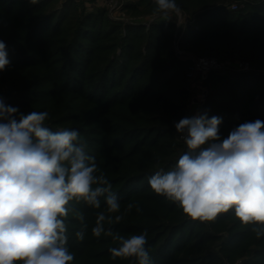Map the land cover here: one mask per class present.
Here are the masks:
<instances>
[{
    "label": "trees",
    "instance_id": "obj_1",
    "mask_svg": "<svg viewBox=\"0 0 264 264\" xmlns=\"http://www.w3.org/2000/svg\"><path fill=\"white\" fill-rule=\"evenodd\" d=\"M176 3L201 11L197 21L178 34L182 51L216 41L228 54L238 49L242 57L264 63V0H249L237 11L226 8L222 0ZM175 30V23L166 21L149 26L116 22L105 9L89 12L74 0H0V40L9 46L11 62L0 71V80L27 88L7 105L40 112L55 103L50 114L56 117L48 118L46 126L80 133L87 154L96 159L97 174L106 176L120 201L118 213H107L104 197L98 209L82 200L69 203L63 219L67 246L74 255L70 264H138L135 257H112L109 249L118 248L119 242L111 236L91 237L99 212L113 219L121 215V221L105 222V228L125 238L146 229L150 237L145 247L153 264H223L225 255L233 259L243 252V264H264V236L249 241L255 225L237 219L229 227V237L214 245L218 238L204 223L186 217L177 203L156 194L148 183L157 171L171 170L188 151L174 139L173 119L184 109L187 65L173 48ZM208 83L211 93L202 113L222 118V138L246 121H264L263 76L211 73ZM135 202L145 225L136 219L140 211H127ZM232 218L234 211L229 210L213 221L218 227ZM81 230L83 240L76 237ZM189 251L194 255L185 254Z\"/></svg>",
    "mask_w": 264,
    "mask_h": 264
},
{
    "label": "clouds",
    "instance_id": "obj_2",
    "mask_svg": "<svg viewBox=\"0 0 264 264\" xmlns=\"http://www.w3.org/2000/svg\"><path fill=\"white\" fill-rule=\"evenodd\" d=\"M155 3L163 21L182 13L176 0ZM10 63L0 40V71ZM48 118L47 111L25 114L0 98V264H70L74 255L63 218L73 200L98 209L104 197L107 213L120 211L117 195L106 176L97 174L96 159L87 154L80 133L53 131L45 124ZM221 123L222 118H209L207 112L175 122L188 151L171 170L157 171L148 183L192 220L212 221L233 210L242 224L256 226L259 238L264 236V121H246L227 138L219 135ZM78 219L83 223V215ZM122 219L99 212L92 234L104 233L119 242L118 248L109 249L113 258L135 257L138 264H153L145 247L146 229L125 238L105 228V222ZM76 237L83 240L84 231H77Z\"/></svg>",
    "mask_w": 264,
    "mask_h": 264
},
{
    "label": "rangeland",
    "instance_id": "obj_3",
    "mask_svg": "<svg viewBox=\"0 0 264 264\" xmlns=\"http://www.w3.org/2000/svg\"><path fill=\"white\" fill-rule=\"evenodd\" d=\"M140 0H84L81 3H77L79 9H82L83 7L86 8L87 11H93L95 9H105L108 13V16L111 20L116 21V22H121V23H125V24H144L146 26H148V23H152L155 21H163L161 20V13L156 12V3L155 0H147L148 3H151V7L147 6L150 5L147 2L145 3H139ZM252 1V0H251ZM222 2H224L226 4V8H228V5L230 7L231 4L233 3H239L240 4V10L245 9L248 6L249 0H222ZM139 3V4H137ZM131 4H137L136 9H129L128 5ZM147 4V5H146ZM149 7V8H148ZM181 7V6H180ZM116 9H121L120 10V16H122V19H125V21H119L117 20V18L119 17V15H117L114 12L116 11ZM182 9V13L180 16H176L175 14H173L171 16V19L167 20L166 22H173L176 25V30L174 32V37H173V48L175 50V53L178 56L179 52H186V53H190L193 54L194 56H196V58L198 59L199 57H206V56H218L220 57L224 62H229V63H233L234 60H239V61H248L251 63V65L258 70H261L264 73V63L263 62H258L256 60H250V59H246L244 57L241 56V54L239 53V51H236L238 49H234V52H230L229 54L227 53L226 48H223L224 50H222V44L220 42H209L206 44H201L198 46L193 47L194 50L192 51H182L179 47V40H178V34L181 31L182 28H184L187 25L193 24L197 21V17L199 15V13H201V11H189L188 9L186 10L184 7H181ZM208 32L211 31H215L213 29L207 28ZM125 33V31H124ZM9 46H6V48H8ZM199 52V53H197ZM219 53V54H218ZM179 57V56H178ZM181 59V58H180ZM182 61H186L187 65L184 69V73H183V88L186 91L185 94V98L184 100H182L183 105H184V109L181 112H177L175 113L177 115V119H173V123L175 122H179L180 119L184 118V117H191L193 115H196L198 113H201L200 110L198 109V107L196 105H194L192 103V98L193 96L196 94V88L197 86H195L194 82H192L189 78V73L192 71V67L194 65V62L190 59L184 60L181 59ZM261 76L264 77V74H259ZM28 82H25V84H27ZM14 84H12L11 82H6L1 81L0 80V98H3L4 102L7 104L9 101H11L13 99V97H15L17 95V93L19 94L21 91L26 90L27 88H23V87H14ZM61 98V97H60ZM78 104V103H77ZM84 104V103H83ZM41 106H38L36 108L33 109H39ZM51 107H55V103L51 104L48 109L47 112L49 113V118H53L52 120H54V118L56 116H52L50 113ZM19 111L22 113H30L31 111H35L32 109H27V110H23L22 107H18ZM92 111L94 112L95 109L93 106L91 107ZM26 109V108H24ZM91 111V112H92ZM89 124H93V122H89ZM175 141L176 143H181L180 142V134L177 133L176 129H175ZM133 207L129 210L127 209L128 212H133L135 213L137 211V208H139V204L138 202H135L132 204ZM140 209V208H139ZM149 209H154V208H149ZM141 210V209H140ZM131 213V214H133ZM142 212L140 211L137 215H136V219H140L139 220V224L141 225H145V218L144 217H138L139 214H141ZM120 214V213H119ZM125 215V214H124ZM187 217V216H186ZM189 218V217H188ZM190 219V218H189ZM237 218H232L229 221L225 222L223 225H220L217 227V223L212 221H201L202 223H204L205 226L208 227V229L211 231V233H213L214 235L217 236L218 240L214 243V245H220L223 240H226L229 235H230V229L229 227L232 225V223L236 222ZM148 223H151L150 221ZM216 223V225H215ZM244 225L240 224L239 228L243 227ZM145 227V226H143ZM139 232H144V230H140ZM92 238H96V236H91ZM100 237H108L107 235L103 236L100 235ZM150 236H147L146 238L149 239ZM255 239H257V235L256 233L250 238V242L254 241ZM219 248V247H218ZM198 253V251H197ZM187 255H194V252H187L185 253ZM233 259H228V257L225 255V257H222V261L223 264H243V261L247 258V253H237L233 255Z\"/></svg>",
    "mask_w": 264,
    "mask_h": 264
},
{
    "label": "built area",
    "instance_id": "obj_4",
    "mask_svg": "<svg viewBox=\"0 0 264 264\" xmlns=\"http://www.w3.org/2000/svg\"><path fill=\"white\" fill-rule=\"evenodd\" d=\"M77 3H81L84 0H74ZM240 4L233 3L230 5V9L232 11L239 10ZM120 10L116 9L114 12L119 17L117 20L125 21L120 16ZM148 26L150 23L147 24ZM211 73H219L221 75H229V74H239V73H256V74H264L261 70L255 69L250 62L248 61H239L234 60L233 63L224 62L218 56H206V57H199L192 67V71L189 73V78L192 82H194L196 88V94L192 98V103L198 107L200 112L202 113L207 101L209 99L211 88L208 83L209 76ZM180 142L185 144L184 141L180 137Z\"/></svg>",
    "mask_w": 264,
    "mask_h": 264
},
{
    "label": "water",
    "instance_id": "obj_5",
    "mask_svg": "<svg viewBox=\"0 0 264 264\" xmlns=\"http://www.w3.org/2000/svg\"><path fill=\"white\" fill-rule=\"evenodd\" d=\"M178 56H179V58L184 59V60L190 59L193 62H196L197 61L196 56H194L193 54H190V53L179 52L178 53Z\"/></svg>",
    "mask_w": 264,
    "mask_h": 264
}]
</instances>
